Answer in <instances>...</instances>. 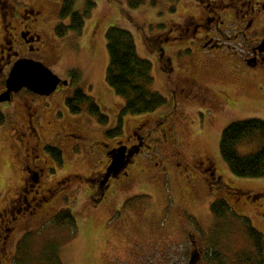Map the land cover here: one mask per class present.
<instances>
[{
    "label": "rangeland",
    "instance_id": "rangeland-1",
    "mask_svg": "<svg viewBox=\"0 0 264 264\" xmlns=\"http://www.w3.org/2000/svg\"><path fill=\"white\" fill-rule=\"evenodd\" d=\"M6 1L12 9L42 10L43 43L30 59L42 62L67 85L41 98L22 90L13 94L12 103L0 104L4 117L0 123V211L23 182V95L37 101L35 125L43 153L46 147L62 153L61 162H50L56 170L52 181L70 178L57 186L52 202L39 210L44 220L17 231L16 243H9L8 264H187L193 250L190 233L197 237L202 251L199 264H206L204 257L212 248L224 255L226 264H238L242 257L252 255L254 247L246 221L264 235V178L233 175L220 156L219 145L222 131L232 122L253 118L264 121V80L256 71L239 74L233 58L214 60L208 56L202 60V67L197 66L204 69L199 82L215 87L222 101L231 102L235 108L217 111L220 102L213 108L207 105L215 112L211 116L201 110L202 104L179 96L189 80L170 82L149 48L169 27L189 20V13L198 16V5L190 0H143L132 9L127 0H89L95 7L82 33L70 32L58 38L55 26L66 23L59 18L60 1ZM87 1L78 0L75 8L82 11ZM114 26L131 32L138 55L152 63L153 89L166 104L152 113L123 116L120 134L110 138L106 133L118 126L124 106L105 80L109 63L105 34ZM3 38L0 6V46ZM171 48L176 49L178 66L189 75V44L177 42ZM167 54L174 58L171 51ZM73 71L78 76L75 82L70 76ZM3 83L0 77V91ZM170 88L178 95L176 102ZM77 89L94 100L107 116V123H99L86 106L78 114L69 113L65 101ZM137 126L145 141L143 157L138 154L126 175L113 177L105 193H97L98 185L88 179L89 175L108 164L99 141L127 143ZM71 145L73 151L69 150ZM262 146L263 140L256 134L236 144L235 150L248 156ZM152 149L153 156L149 152ZM199 161L212 163L221 181H207L195 166ZM251 194L259 197L254 199ZM218 200L228 206L220 218L211 211ZM63 210L73 213V227L53 224L52 218ZM21 241L26 250L29 247L28 254L18 253Z\"/></svg>",
    "mask_w": 264,
    "mask_h": 264
},
{
    "label": "flooded vegetation",
    "instance_id": "flooded-vegetation-1",
    "mask_svg": "<svg viewBox=\"0 0 264 264\" xmlns=\"http://www.w3.org/2000/svg\"><path fill=\"white\" fill-rule=\"evenodd\" d=\"M190 2L198 5L199 9L197 10L200 11V14L195 16L189 13V20L185 19L183 25L177 24L175 27H169L164 37L157 36L149 48L170 82H175L179 78L182 82L186 79L189 80V85L181 89L179 96L202 104L204 107L201 110L208 112L211 116L215 114L211 107H216L219 102L221 106L217 111H224L226 108L231 110L232 107L235 110L231 102L222 101L215 87L199 82L200 75L204 72V69H200L203 64L202 60H206L208 56L213 57L214 60L225 57L233 58L238 66L239 74L256 71L259 77L264 80V0H190ZM0 6L4 15V38L0 46V77L4 78V89L0 91L2 92L5 90V82L13 64L19 59H30V56L39 52L43 37L40 31L42 23L39 18L42 13L41 9L38 10L34 7L12 9L6 0H0ZM14 21L17 22L16 25ZM177 42L189 44V75L187 70L179 67L176 62V49L171 47ZM167 51H171L174 58L169 56ZM198 65L201 67H197ZM172 88L170 90L176 102L178 95ZM22 90L28 92L26 89ZM29 93L39 98L44 97L30 91ZM13 94L6 102L12 103ZM21 104L24 106L26 120V124L23 126L25 137L21 140L25 153L21 165L23 182L15 192V197L10 198L7 205L0 211V264H8V259L11 260L9 258V243L12 241L16 243L17 231L28 229L31 225L43 221L39 210L52 202L57 186L60 183H67L70 179L65 176L62 180L52 181L56 170L55 167H51L50 162H55L50 153H43V147L39 143L35 125L37 101L23 95ZM53 115L56 117L57 113H53ZM139 129L137 126L130 138L126 139L127 143L120 142L127 148L126 158L129 159V162L115 178L127 174L128 166L133 163L138 154H141L142 157L144 155L142 146L145 145V141L138 133ZM99 144H102L109 164L107 152L118 146L104 141H99ZM74 148V145H71L69 150L73 151ZM149 152L151 156L155 155L153 149ZM37 161L39 164L36 163ZM197 163L195 166L204 173L207 181L214 184L221 181L220 177L216 175L212 163L203 161ZM108 164L101 171L90 174L88 178L97 183V193L99 194L105 193L110 185V180L115 179L111 177L102 184L103 174ZM251 196L256 198V194ZM188 236L191 238L192 249H197L201 253L199 264L203 260L202 251L198 246L199 242L193 233Z\"/></svg>",
    "mask_w": 264,
    "mask_h": 264
},
{
    "label": "trees",
    "instance_id": "trees-1",
    "mask_svg": "<svg viewBox=\"0 0 264 264\" xmlns=\"http://www.w3.org/2000/svg\"><path fill=\"white\" fill-rule=\"evenodd\" d=\"M58 1L61 3L60 21L66 23H59L55 26V36L62 38L70 32L82 33L85 20L90 11L94 9L95 3L88 0L84 9L79 11L75 8L78 0ZM127 1L129 8L132 9L143 2V0ZM105 38L109 58L105 80L115 94L124 101V106L119 114L118 126L106 133L108 137L114 138L120 134L123 116L152 113L163 107L166 104V99L153 89L152 63L138 55L132 33L114 26L106 31ZM70 76L72 82L77 81L78 76L75 71L71 72ZM65 106L73 115L80 113L83 106H86L89 114L95 117L99 123H107V116L101 112L94 100L80 89H77L72 97L66 99ZM3 122L4 117L0 113V123ZM256 134L263 140L260 150L248 156L239 155L235 150L236 144ZM46 149L53 159L61 162L62 153L59 149L55 147H46ZM219 151L221 158L233 175L249 179L264 178V121L253 118L232 122L222 131ZM225 208L228 209V206L223 200H218L211 205V211L217 218L222 217ZM52 222L58 227L63 225L73 227L76 221L70 210H63L52 218ZM246 222L248 224L247 233L252 241L254 253L242 257L238 264H264V235L251 227L248 220ZM27 250L24 242H19L18 253L24 254ZM26 254L28 253L26 252ZM16 260L15 257L14 262ZM204 262L206 264H226V258L219 250L212 248L208 255H205Z\"/></svg>",
    "mask_w": 264,
    "mask_h": 264
},
{
    "label": "water",
    "instance_id": "water-1",
    "mask_svg": "<svg viewBox=\"0 0 264 264\" xmlns=\"http://www.w3.org/2000/svg\"><path fill=\"white\" fill-rule=\"evenodd\" d=\"M67 85L57 75L45 67L41 62L32 59L17 60L5 82V90L0 93V103L9 101L13 93L27 89L39 96H49L59 86ZM126 146H120L107 153L109 165L103 175L102 184L110 177H117L126 167L129 159L126 158ZM131 156V154H130ZM200 259V252L194 250L189 258L188 264H197Z\"/></svg>",
    "mask_w": 264,
    "mask_h": 264
}]
</instances>
